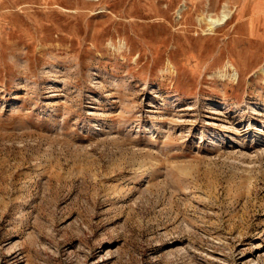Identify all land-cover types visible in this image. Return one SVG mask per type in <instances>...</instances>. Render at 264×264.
Segmentation results:
<instances>
[{"label":"rangeland","instance_id":"374dc122","mask_svg":"<svg viewBox=\"0 0 264 264\" xmlns=\"http://www.w3.org/2000/svg\"><path fill=\"white\" fill-rule=\"evenodd\" d=\"M0 264H264V0H0Z\"/></svg>","mask_w":264,"mask_h":264},{"label":"bare ground","instance_id":"6f19581e","mask_svg":"<svg viewBox=\"0 0 264 264\" xmlns=\"http://www.w3.org/2000/svg\"><path fill=\"white\" fill-rule=\"evenodd\" d=\"M227 14H224L223 17H226ZM217 21V20H214V22Z\"/></svg>","mask_w":264,"mask_h":264}]
</instances>
